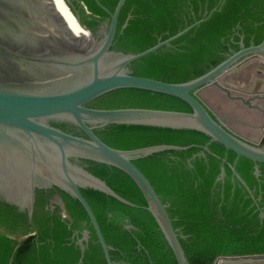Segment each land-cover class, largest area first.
Segmentation results:
<instances>
[{
    "label": "water",
    "instance_id": "1",
    "mask_svg": "<svg viewBox=\"0 0 264 264\" xmlns=\"http://www.w3.org/2000/svg\"><path fill=\"white\" fill-rule=\"evenodd\" d=\"M76 22L87 29L70 25L55 0H0V200L10 207L26 210L32 221L36 189L56 187L76 197L89 222L77 239L78 262L82 263L84 243L92 226L103 251L105 264H121L112 259L96 216L80 191L88 186L114 196L122 202L146 206L158 224L178 264H188L171 217L145 174L133 158L165 148H182L157 143L135 148L114 147L103 141L94 129L108 123L122 127L183 129L207 133L235 152L231 181L237 179L250 189L236 170L239 156L255 161L254 173L264 163V35L260 42L244 45L226 58L192 78L166 81L134 74L131 61L171 41L210 16L218 8L188 23L172 35L137 51L110 48L117 16L124 0H117L95 34L80 21L71 0H64ZM127 19L121 27L127 23ZM141 87L183 98L191 110L88 105L91 99L118 87ZM214 94L216 105L207 98ZM219 106V107H220ZM239 110L244 116L256 114L260 128L252 138L234 130L227 122ZM233 116V117H232ZM246 122L243 118L239 119ZM207 144L196 154H204ZM226 156L221 157L216 180L225 175ZM56 199L68 216L59 193ZM258 214L264 211L256 206ZM128 227V224H124ZM212 264H264V251L218 254Z\"/></svg>",
    "mask_w": 264,
    "mask_h": 264
},
{
    "label": "trees",
    "instance_id": "2",
    "mask_svg": "<svg viewBox=\"0 0 264 264\" xmlns=\"http://www.w3.org/2000/svg\"><path fill=\"white\" fill-rule=\"evenodd\" d=\"M113 10L117 0H99ZM220 0H124L117 16L110 48L124 52L143 50L204 16ZM80 21L95 34L107 11L95 0H71ZM84 7H83V5ZM127 19L124 27H121ZM264 35V0H223L209 17L163 45L131 61L134 74L166 81H182L199 75L232 51L258 43ZM97 107L144 106L191 110L181 97L141 87H118L88 101ZM106 143L135 148L171 143L182 148H165L132 161L145 174L171 217L188 264H211L218 254L264 251V219L252 207L238 213L237 200L244 187L231 181L229 162L235 152L210 135L198 131L152 127H122L108 123L94 129ZM207 144L204 154H196ZM226 156L224 178L216 180L221 157ZM252 159L239 156L236 170L248 185L262 183L264 204V163L254 173ZM238 185L229 201V186ZM224 183V195L219 194ZM58 189V188H57ZM68 214L58 207L46 208L48 196L36 189L33 227L26 210L0 200V264H105L100 243L90 227L82 263L78 262L82 235L89 217L79 200L58 189ZM80 191L91 206L110 257L121 264H178L158 224L146 206L130 205L99 189L84 186ZM251 201L245 200V205ZM232 202V203H231ZM231 203L230 207L227 204ZM240 209V208H239ZM124 224H128L125 227Z\"/></svg>",
    "mask_w": 264,
    "mask_h": 264
},
{
    "label": "flooded vegetation",
    "instance_id": "3",
    "mask_svg": "<svg viewBox=\"0 0 264 264\" xmlns=\"http://www.w3.org/2000/svg\"><path fill=\"white\" fill-rule=\"evenodd\" d=\"M64 7V6H63ZM65 8V7H64ZM100 28V24L99 26L97 27L96 29V34L99 35V30ZM252 44V43H251ZM249 115H253L255 116L256 120H258L259 118H257V115L256 114H253V113H250ZM252 117V116H251ZM259 174V173H258ZM240 183V182H239ZM241 184V183H240ZM238 184L237 183H234L232 182V184L229 186L228 190H229V197H228V200L230 201L232 199V196L234 195V189L235 187L237 186ZM242 185V184H241ZM248 185V184H247ZM224 186L225 184L222 183L220 184V186H218L217 190L219 189V194L221 196L224 195ZM244 187V185H242ZM249 189H250V192L248 191V189L246 187H244L245 191L244 190H241L239 195L241 194L242 197H240L237 202H238V207H236L235 209H231V210H236L238 213H241L243 211V207H244V211L247 210L248 208H250L251 206L252 207V211H257L258 213V210L256 208V206H258L260 209H262L264 211V204H261L262 202V192H261V188H262V183H253L251 186L248 185ZM49 189H52V193L51 195L48 197V201L45 205L46 208H53L54 206H57L58 207V211L65 217H68L64 214L63 212V209L61 208V206L59 205V203L57 201H53L54 199H56L55 197V194L56 193H59L58 189L56 187H50V188H47V189H44L45 191V195L48 196V190ZM60 194V193H59ZM248 197H250L251 201L248 202L247 205H245V200L248 199ZM53 199V200H51ZM64 202V201H63ZM232 203V202H231ZM231 203L227 204V206L230 207ZM65 205V204H64ZM66 208V207H65ZM240 208V209H239ZM67 212V211H66ZM259 220L262 221V219H264V217H261L259 214ZM29 221V220H28ZM30 224V227H33L34 224L32 221H29ZM0 229H2V227H0ZM119 263H121L120 261H118ZM212 264V263H211Z\"/></svg>",
    "mask_w": 264,
    "mask_h": 264
},
{
    "label": "crops",
    "instance_id": "4",
    "mask_svg": "<svg viewBox=\"0 0 264 264\" xmlns=\"http://www.w3.org/2000/svg\"><path fill=\"white\" fill-rule=\"evenodd\" d=\"M209 97L207 98L211 103H213V106L216 110H218V112H220L221 114H224L226 112V110L223 108V106L220 105H216V102H221V100L223 99H218L216 96H211L208 95ZM220 100V101H219ZM224 105V104H223ZM220 106V107H219ZM236 115L240 116L241 118H243L246 122H247V126H244L243 131L247 134V136L252 138H255L259 135L260 133V128L256 125L257 120L255 119L256 117L253 115H249V116H244L239 110L236 109V111L234 112ZM233 113V114H234ZM252 116V117H251ZM233 118H236V116H234ZM246 118L250 119L247 120ZM239 119V118H237ZM253 121V122H252ZM234 129V128H233ZM235 130V129H234ZM238 131V130H236ZM239 132V131H238Z\"/></svg>",
    "mask_w": 264,
    "mask_h": 264
},
{
    "label": "bare ground",
    "instance_id": "5",
    "mask_svg": "<svg viewBox=\"0 0 264 264\" xmlns=\"http://www.w3.org/2000/svg\"><path fill=\"white\" fill-rule=\"evenodd\" d=\"M55 3L57 5L58 9L60 10V12L64 15L66 21L70 25L80 28L82 30L84 36L86 37V39L89 40L90 42H92L93 40H92V37L90 36L89 31L76 22V19H75L73 13L70 11L66 2L64 0H55Z\"/></svg>",
    "mask_w": 264,
    "mask_h": 264
},
{
    "label": "rangeland",
    "instance_id": "6",
    "mask_svg": "<svg viewBox=\"0 0 264 264\" xmlns=\"http://www.w3.org/2000/svg\"><path fill=\"white\" fill-rule=\"evenodd\" d=\"M83 5V4H82ZM83 7H84V5H83ZM211 96H216V95H214V94H210ZM220 99V98H219ZM220 101V100H219ZM224 106V105H223ZM225 109H226V107H225ZM228 111V110H227ZM226 111V112H227ZM233 116H236V118H232V119H228L227 120V122H228V124L232 127V128H234L235 130H238L239 132H241V133H243V134H246L244 131H243V128H244V126H247V122H244V123H242L241 121H239V119H241V117L240 116H238V115H236L235 113L233 114ZM232 116V117H233ZM237 118H239V119H237ZM247 120H250V119H248V118H246ZM253 122V121H252ZM247 135V134H246ZM252 137V136H251Z\"/></svg>",
    "mask_w": 264,
    "mask_h": 264
}]
</instances>
